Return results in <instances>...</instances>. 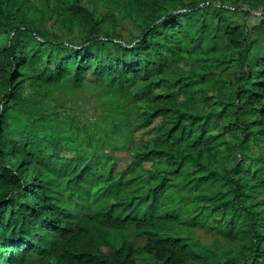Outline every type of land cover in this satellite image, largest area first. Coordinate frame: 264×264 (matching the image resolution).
Here are the masks:
<instances>
[{"label": "trees", "instance_id": "trees-1", "mask_svg": "<svg viewBox=\"0 0 264 264\" xmlns=\"http://www.w3.org/2000/svg\"><path fill=\"white\" fill-rule=\"evenodd\" d=\"M144 254L264 264V0H0V264Z\"/></svg>", "mask_w": 264, "mask_h": 264}, {"label": "rangeland", "instance_id": "rangeland-1", "mask_svg": "<svg viewBox=\"0 0 264 264\" xmlns=\"http://www.w3.org/2000/svg\"><path fill=\"white\" fill-rule=\"evenodd\" d=\"M120 164H122V162H120ZM132 236L135 237L133 232H132ZM136 239H137V241L142 242V243L144 241L143 238H136ZM138 262H139V264H155V260L152 257L145 255V254H144V256L142 255V257L141 256L139 257Z\"/></svg>", "mask_w": 264, "mask_h": 264}, {"label": "water", "instance_id": "water-1", "mask_svg": "<svg viewBox=\"0 0 264 264\" xmlns=\"http://www.w3.org/2000/svg\"><path fill=\"white\" fill-rule=\"evenodd\" d=\"M255 12H257V11H255ZM258 13V12H257Z\"/></svg>", "mask_w": 264, "mask_h": 264}]
</instances>
